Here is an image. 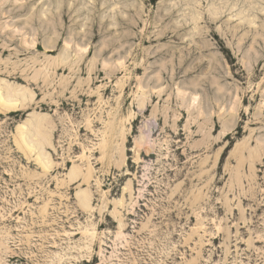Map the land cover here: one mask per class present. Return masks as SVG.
I'll return each instance as SVG.
<instances>
[{
	"label": "rangeland",
	"instance_id": "obj_1",
	"mask_svg": "<svg viewBox=\"0 0 264 264\" xmlns=\"http://www.w3.org/2000/svg\"><path fill=\"white\" fill-rule=\"evenodd\" d=\"M0 95V264H264V0H0Z\"/></svg>",
	"mask_w": 264,
	"mask_h": 264
},
{
	"label": "bare ground",
	"instance_id": "obj_2",
	"mask_svg": "<svg viewBox=\"0 0 264 264\" xmlns=\"http://www.w3.org/2000/svg\"><path fill=\"white\" fill-rule=\"evenodd\" d=\"M217 10H218V8H217ZM261 10H263V8L261 9ZM216 12V11H215ZM221 12V11H220ZM212 13V12H211ZM219 13V12H218ZM215 15H217L216 13H215ZM249 22H251V21H249ZM248 22V23H249ZM12 103V100L10 99V98H5V97H2L1 95H0V105L2 106V108L3 109H9V108H12L14 105H12L11 104Z\"/></svg>",
	"mask_w": 264,
	"mask_h": 264
}]
</instances>
